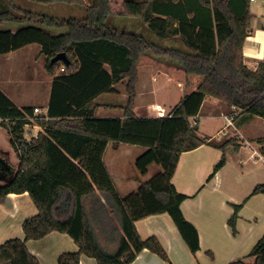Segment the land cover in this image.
<instances>
[{"label":"trees","instance_id":"16d2710c","mask_svg":"<svg viewBox=\"0 0 264 264\" xmlns=\"http://www.w3.org/2000/svg\"><path fill=\"white\" fill-rule=\"evenodd\" d=\"M41 5L64 3L84 9L82 19H60L22 10L0 11V25L26 23L16 33L0 31V55L18 51L32 44L41 46L47 57L46 71L55 77L47 120L38 116L45 127L37 139L22 144L17 152L20 167L15 177L0 183V204L10 194L28 192L39 213L23 223L25 239H12L0 246V264H40L27 247L30 240H40L52 232L69 235L79 252L64 253L58 264H80L82 255L97 264H132L137 255L148 249L164 261L169 256L152 236L142 239L136 222L167 213L193 254L200 249L199 235L186 220L181 205L187 196L179 193L172 179L180 157L202 145L221 149L229 145L239 149L238 138L215 143L198 137V126L191 118L198 116L207 97L236 107L235 116L264 119V61L256 70L244 62L243 48L251 27L250 0H126L122 17L140 19L148 31L160 40L180 42L186 51L159 46L144 35L107 25L112 15L111 0H29ZM39 25V26H38ZM64 30L52 35L46 29ZM65 52L69 64L52 63ZM166 60V61H162ZM108 66V69L106 68ZM154 67L181 84L179 104L171 117H137L134 112L139 83V69ZM64 70L63 75L58 73ZM125 83L127 101L122 108L124 118H97V98L115 93ZM35 108L20 109L0 89V118H11V142L25 138L26 118ZM8 128L7 126H3ZM9 129V128H8ZM264 145V138L256 141ZM110 144L139 146L147 151L136 161L145 175L156 164L162 173L142 183L136 193L120 198L104 157ZM16 150V148H15ZM226 164L225 154L214 167L213 178ZM105 196L119 216L123 236L114 254L99 245L84 202ZM253 194H264V184ZM242 206H235L229 220L236 235V223ZM208 255L213 259L212 252ZM248 258L252 264H264V236ZM230 264H249L239 259Z\"/></svg>","mask_w":264,"mask_h":264},{"label":"crops","instance_id":"0c3cea01","mask_svg":"<svg viewBox=\"0 0 264 264\" xmlns=\"http://www.w3.org/2000/svg\"><path fill=\"white\" fill-rule=\"evenodd\" d=\"M250 11L253 17L243 53L247 67L256 70L259 64L264 61V0H250ZM128 19L130 20L128 22L136 20L133 18ZM134 23V27L137 28V31L140 30L139 32H145L148 29L147 24L143 23L142 26L140 24L139 26L138 23ZM108 26L114 27L115 25ZM18 29H15L13 33H16L15 31ZM45 29L47 31L52 30V28L47 27ZM126 30L129 29L126 28ZM63 32L64 30L59 33ZM146 33L152 38L153 42L158 39L150 36L148 30ZM167 41H170L171 47L166 48L186 51L180 42ZM37 45L32 44L6 55L11 57L25 54L32 60L39 55L42 56V48ZM143 70L140 69L139 71L137 98L134 108L135 115L137 117H153L151 112L152 110L155 111L156 108L154 107L159 105L163 106L162 109L171 110L169 114L172 113L180 101L181 84L171 80L165 74L155 75L151 73L150 78L147 77L144 85H142ZM39 76L34 75V79L31 78L29 82L34 84L39 81L38 84H41L42 81L53 83L52 79L48 81V76H44L45 78L42 80L38 79ZM160 81H165L166 87L174 89L175 102L170 103V101H167V94L166 100L154 101V99H148L140 107L141 92L144 91V95L151 92L153 86ZM115 88V93H105L97 98L96 102L99 105L96 113L97 118H124L122 108L127 101L126 91L125 89L118 90V85ZM6 92L11 94L7 90ZM39 99L38 102L32 100L25 103L22 101L16 106L20 109L26 107L40 108V110H43L42 113H47L50 95ZM138 108L139 113H137ZM235 113L237 114L233 108H229L225 103L215 98L207 97L205 99L198 116H196L198 127L202 121H205L206 127L207 125L214 127V132L210 133L212 138L220 134H224L223 137H227L225 139L238 138L239 149L229 145L223 153L221 149L202 145L193 151L185 152L180 157L176 173L172 179L177 191L187 196V199L181 205V211L186 220L198 232L200 241L198 252L193 254L190 251L170 215L162 213L136 222V229L144 240L155 236L166 250L170 262L164 261L150 250L144 249L137 255L132 264H230L239 259H245L249 264L254 262L253 258L247 259V256L264 236V194H253L258 185L264 184V145L256 142L264 137L252 135L248 129L256 122L264 125V119L239 116V114L235 116ZM227 116H229L228 119ZM229 128H233V131L230 132ZM25 129L31 134H38V136L40 133L45 132V127L37 122H31L30 126H26ZM202 132H205L206 135L209 134L203 127ZM6 133L11 149L0 148V158L5 159L6 171L9 173L8 176L0 179V183L3 184L12 180L20 167L19 156L17 152H13V144L10 141L11 130L0 126V134L4 135ZM232 133L233 135H231ZM216 142L219 143L221 140L219 139ZM146 151V148L139 146L109 145L104 161L120 198L123 199L132 193H136L142 183L148 182L155 175L162 173V167L158 165V168H151V165L145 175L134 168V163L136 164L137 159ZM224 154L226 157L225 166L211 178L214 167L220 162ZM103 200L105 203H102ZM92 203H96L95 207L91 205ZM84 205L87 214L91 213L92 215L90 220L95 222L93 229L96 233L101 227L98 225L100 220L96 217L100 215L101 221H109L110 214L107 209L111 208V205L105 196L99 192L96 196L86 199ZM235 206H242L236 223V235L232 233L229 225V220L235 212ZM110 212L112 214V210ZM38 213L39 210L28 192L10 194L6 201L0 204V246L12 239L24 240V221L36 216ZM104 227L110 229L107 224H104ZM117 228V236L109 234L108 238L105 239H100L99 234L96 233L100 247L109 254H114L117 251L118 242L123 236L121 225H117ZM108 232L110 233V231ZM104 233L106 236L107 233ZM27 247L31 254L38 258L40 264H58V259L62 254L76 253L80 250L69 235L56 231L40 240L28 241ZM208 252L213 253V259L208 255ZM80 264H97V261L87 255H82Z\"/></svg>","mask_w":264,"mask_h":264},{"label":"rangeland","instance_id":"374dc122","mask_svg":"<svg viewBox=\"0 0 264 264\" xmlns=\"http://www.w3.org/2000/svg\"><path fill=\"white\" fill-rule=\"evenodd\" d=\"M86 1H87V3H90V0H86ZM125 1L126 0H111L112 15L108 18L107 25L114 24L115 25L114 27L121 29V30L125 29V27H126L131 32L135 31L134 33H136V34L140 33L141 35H144L150 41H153L152 38L147 35V33H146L147 30L145 32H143V31L139 32L140 30L137 31V28L134 27V24H135L134 22L138 23L137 25L140 24L142 26L143 22L140 19H136V20H134V22L133 21L128 22V21H130L128 19L129 17H122L119 15L123 11V3ZM134 1H140V0H134ZM15 7L20 8L22 10L31 11V12H35V13H39V14H45V15L53 16V17L60 18V19H69V18L82 19L85 17L84 9L80 6L67 5L64 3H55V4L47 6V5H41V4L33 3L29 0H0V11L8 10V11L14 12ZM133 19H135V18H133ZM26 25H27L26 23H19V24H13V23L10 24L9 23V24H5V25H0V31L12 29V32H13L15 29H18L19 27H22V26L24 27ZM62 31L63 30H60V29H52L48 32L52 35H55V34L59 35L60 34L59 32H62ZM148 33L150 34V36H153L150 33V31H148ZM154 43H156L159 46L171 47L170 41H167V40L155 39ZM34 46H36V45H34ZM37 46H39V45H37ZM173 46H175V45H173ZM46 61H47V57L40 56V55L37 58L32 59V60H30V58L27 57V55H25V54H19L17 56L15 55V56H11V57H8L7 55H0V89L16 105L20 104L22 101H24L25 103H27L28 101H32V100L34 102H38L40 100L39 98H45V96H48V95L51 96L53 83L52 84H50L48 82L44 83V81H42L41 84H38L40 82L39 80H42L43 78H45L44 76H48V81H51V79L53 81L55 78L53 76H50L47 73L46 66H45ZM106 68L108 69V66H106ZM142 68L145 70H143ZM142 68H140V69L143 70L142 71V77H143L142 78V80H143L142 85H144L145 81L147 80V77L150 78L149 75L151 73H153L154 67L147 66V67H142ZM21 69H22V71H21ZM140 69H139V71H140ZM139 71H138V73H139ZM64 73H65V71L61 70L58 73V75H63ZM39 74H41V76H39ZM34 75L39 76L38 77L39 82L36 84H34L33 82H29V80L31 78L34 79L33 78ZM165 87H166L165 81H160V82H157V84H155L153 86V89L151 90V92H148V93L146 92L147 94L144 95V91H142L141 95H140V102H141L140 107H142L143 104H145L144 101L148 100V99H154V101L155 100L161 101V99L166 100L168 98L167 101H170V103H174L175 99H176L174 97L175 95L173 96V93H174L173 90L174 89H171L170 87H166V88ZM5 89L7 91H9L11 94H8ZM122 89H125V91H126L125 83L118 85V90H122ZM164 89L166 90L165 93H164ZM175 90H176V87H175ZM167 94H168V96H167ZM166 96H167V98H165ZM169 105H171V104H169ZM162 107L163 106H161V105L154 107L156 109H155V111L152 110L151 115L153 117H160L161 113L164 114L163 116L169 114V112L171 110L162 109ZM160 109L163 110V112H160ZM138 111H139V108L137 109V113H139ZM41 112H43V110H41ZM262 124H259L257 122L253 123L249 127L248 130H250V133L252 135L264 137V125H262ZM202 127L206 130L207 133H209L208 135L204 134L205 132H202ZM198 129H199L198 137L200 139L202 138L203 140L209 139L210 141H214L215 143H217L216 141L220 139L221 142H219V143H223V142L231 139V138L225 139L227 137H223L224 134H220L219 136H215L212 138V135L210 133L214 132V127H212L211 125H207V127H206L205 121H202L200 123ZM229 131L232 132L233 128H229ZM231 135H233V133ZM11 138H12V135H11ZM10 146L11 145H10L9 140H8V134L7 133L4 135L0 134V148L11 149ZM13 152H17V150H15L14 147H13ZM6 168H7V166H6L5 159L0 158V179L8 176L9 173L6 171ZM134 168H136L135 163H134ZM151 168H158V166L152 165ZM160 170H161V168H160ZM102 203H105L104 200ZM108 203H110V205L112 204L109 201H108ZM91 205H94V207H95L96 203H92ZM90 210H91V208H90ZM107 210H108V213L110 214V220L109 221L108 220L101 221L100 215H98L96 217L97 219L100 220V222H98V221L97 222L99 223L98 225H100L101 227L96 232L97 234H99L100 239L108 238L109 234H113V235L117 236L116 229H118L117 225L120 224L119 216L117 215V213H115L112 210V205H111V208H108ZM110 210H112V214H111ZM88 214H89L88 218L91 219V217H92L91 213H88ZM90 222H91V220H90ZM103 223L107 224L110 229H106L104 227ZM91 224H92V227L95 226V222H93V220H92ZM108 231H110V233ZM104 232L107 233L106 236H105ZM118 232H119V230H118Z\"/></svg>","mask_w":264,"mask_h":264},{"label":"built area","instance_id":"2783aa9c","mask_svg":"<svg viewBox=\"0 0 264 264\" xmlns=\"http://www.w3.org/2000/svg\"><path fill=\"white\" fill-rule=\"evenodd\" d=\"M251 1H253V0H251ZM233 110H235L238 113V109L236 107H233ZM160 112H163V111H160ZM41 114H42L41 110L39 108H35L34 115L33 116H29L26 119L29 120L30 123L31 122H35L36 121V118H38V116L39 117L42 116ZM163 115L164 114L161 113L160 114V117H166V116L171 117L170 114H167L165 116H163ZM226 118L228 119L229 116H227ZM39 119H41V120H47L48 117L45 116V117H41ZM190 120H191L192 126H198L197 117H192ZM30 123L29 124H26V126H30ZM12 124H13V120L11 118H0V126H7L8 128H10ZM37 137H38V134L37 135L31 134L30 132H27L26 129H25V138L23 140L19 141V142H15V148H16L17 152H19L20 154H23V152H24L25 149H23L21 145L22 144H30L35 139H37Z\"/></svg>","mask_w":264,"mask_h":264},{"label":"water","instance_id":"95a60500","mask_svg":"<svg viewBox=\"0 0 264 264\" xmlns=\"http://www.w3.org/2000/svg\"><path fill=\"white\" fill-rule=\"evenodd\" d=\"M60 61L66 63V64H69V63H70V62H69V59H68V57H67V55H66L65 52H62V53L57 54V55L52 59V63L60 62Z\"/></svg>","mask_w":264,"mask_h":264}]
</instances>
